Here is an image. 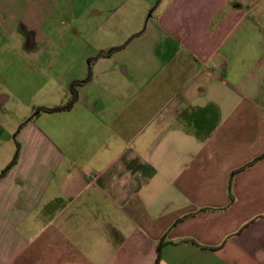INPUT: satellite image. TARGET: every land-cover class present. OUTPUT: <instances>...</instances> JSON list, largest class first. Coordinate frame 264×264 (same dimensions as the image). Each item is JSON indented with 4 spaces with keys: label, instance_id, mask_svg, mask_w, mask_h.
<instances>
[{
    "label": "crops",
    "instance_id": "0c3cea01",
    "mask_svg": "<svg viewBox=\"0 0 264 264\" xmlns=\"http://www.w3.org/2000/svg\"><path fill=\"white\" fill-rule=\"evenodd\" d=\"M114 48L18 128L0 264H264V0H166Z\"/></svg>",
    "mask_w": 264,
    "mask_h": 264
},
{
    "label": "rangeland",
    "instance_id": "374dc122",
    "mask_svg": "<svg viewBox=\"0 0 264 264\" xmlns=\"http://www.w3.org/2000/svg\"><path fill=\"white\" fill-rule=\"evenodd\" d=\"M165 1L0 0V92L8 97L0 104V174L13 159L17 130L35 113L37 100L66 104L61 84L73 77H66V69L87 67L101 50L125 46L145 30ZM27 31L44 50L42 66L53 61L58 74L57 70L44 69L31 73L25 68L35 56L19 47L23 42L18 34Z\"/></svg>",
    "mask_w": 264,
    "mask_h": 264
},
{
    "label": "trees",
    "instance_id": "16d2710c",
    "mask_svg": "<svg viewBox=\"0 0 264 264\" xmlns=\"http://www.w3.org/2000/svg\"><path fill=\"white\" fill-rule=\"evenodd\" d=\"M115 50H117V48H113L109 52H106V53H101L98 56H101V55L109 56ZM90 78H91V75L89 74L84 80H81V81H73L70 84V87H69V98H68V101L66 102V104H64V105H62L60 107H55V108H51V109H43V110L48 111V112H57V111L67 110L68 108H70L72 106V104L78 98L77 86H79L80 84L87 83L90 80ZM18 147H19V144H18V142H16L17 151L14 154V157H13L12 161L10 162V164L0 174V178H2L10 170V168H12L16 164L17 159H18ZM230 200L232 201V197H230ZM163 244H164V242L162 240H160L158 242L157 246H156V250H157L156 263L159 260V252H160V248L162 247Z\"/></svg>",
    "mask_w": 264,
    "mask_h": 264
},
{
    "label": "flooded vegetation",
    "instance_id": "af4514ba",
    "mask_svg": "<svg viewBox=\"0 0 264 264\" xmlns=\"http://www.w3.org/2000/svg\"><path fill=\"white\" fill-rule=\"evenodd\" d=\"M18 36L22 39L23 44L21 45V47L23 50L33 49L34 47H37L34 43V37L29 31L18 34Z\"/></svg>",
    "mask_w": 264,
    "mask_h": 264
}]
</instances>
